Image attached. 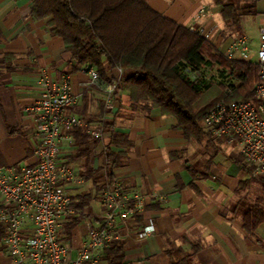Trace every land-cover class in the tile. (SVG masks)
<instances>
[{
    "label": "crops",
    "instance_id": "obj_1",
    "mask_svg": "<svg viewBox=\"0 0 264 264\" xmlns=\"http://www.w3.org/2000/svg\"><path fill=\"white\" fill-rule=\"evenodd\" d=\"M163 17L188 27L204 8L208 17L197 21L205 32L215 31L213 43L224 52L229 46L226 22L218 1L228 0H145ZM255 15L242 20L264 27V0H256ZM237 32H232V35ZM45 73L55 83L69 79L78 103L69 114L81 118V127L90 137L87 145L63 144L62 161L70 163L77 176L61 185L71 196L82 217L70 241L64 239L72 256L87 240L85 219L102 221L101 191L120 181L126 191L145 196L142 214L134 215L118 228L124 242L125 264H170L167 244L181 248V258L192 264H264V224L255 236L244 228V216L255 201L249 198V176L240 162L244 159L237 146L208 135L201 141L185 137L174 117L159 108L146 111L133 104L127 91L115 95L114 107H102L105 95L96 87L85 86L87 70L77 65L66 51L61 37L52 35L48 19L31 16L30 0H0V163L6 167H32L36 164L35 116L29 111L39 97L38 78ZM120 70L109 72L119 78ZM112 122L116 132L124 134L132 147L120 167L108 169L109 136L94 138L88 132L101 122ZM115 153L124 150L112 147ZM240 159V160H239ZM245 161V160H244ZM89 197V201H80ZM1 203V199H0ZM72 218L68 221H71ZM67 221L64 222L62 229ZM154 225L155 232L142 237V230ZM61 229V230H62ZM64 238V235L61 238ZM0 264H11L4 247ZM89 264V263H87ZM91 264V263H90ZM94 264H107L104 251Z\"/></svg>",
    "mask_w": 264,
    "mask_h": 264
},
{
    "label": "trees",
    "instance_id": "obj_2",
    "mask_svg": "<svg viewBox=\"0 0 264 264\" xmlns=\"http://www.w3.org/2000/svg\"><path fill=\"white\" fill-rule=\"evenodd\" d=\"M30 1L31 16L38 20L48 19L51 34L63 39L66 51L77 65L87 71L96 69L108 83L117 82L116 94L127 91L131 102L142 104L146 111L159 108L163 115L176 118V127L188 139L199 142L208 135L202 120L216 103L222 100L256 103L254 89L259 69L253 62L227 60L200 33L163 17L145 0ZM242 2L246 4L241 8ZM255 2L218 1L222 18L232 27V32L241 33L243 16L256 14ZM218 64L223 68L218 75L221 81L213 76L216 83H211L207 79L208 71ZM117 70H121L119 78L108 77L109 72ZM226 71L232 75H226ZM230 77L239 84L229 85L233 90L229 95L226 88ZM216 86L220 90L211 95L210 91ZM105 111L104 104L102 116ZM101 125L109 136L108 169L120 167L132 144L124 134L116 132L112 122H101ZM74 132L77 143L88 144L90 137L81 127ZM113 146L124 151L115 153ZM240 162L249 179H253L249 165L244 159ZM112 178L109 184L114 182ZM249 179L244 182L246 185ZM253 180L260 181L264 188L263 179ZM75 206L81 209L84 204ZM81 221L82 217L67 221L60 231V235H64L62 239L70 241ZM262 224L264 205L256 203L244 216V228L250 236H255ZM5 235V226L0 223V248ZM124 245L123 241H115L104 250L107 264H125ZM167 246L170 264H192L189 257L181 258L180 247L171 242Z\"/></svg>",
    "mask_w": 264,
    "mask_h": 264
},
{
    "label": "built area",
    "instance_id": "obj_3",
    "mask_svg": "<svg viewBox=\"0 0 264 264\" xmlns=\"http://www.w3.org/2000/svg\"><path fill=\"white\" fill-rule=\"evenodd\" d=\"M207 17L208 12L202 9L188 29L200 33L217 48L213 43L215 31L205 32L197 26V21ZM258 39L256 103L222 100L204 115L202 126L211 136L237 146L251 168V178L264 180V27L259 29ZM222 53L230 61L238 57L247 59L251 55L249 38L234 35ZM87 74L89 81L84 85L102 91L105 109L111 111L117 82H106L94 68ZM211 76L221 81L217 75ZM229 80L226 90L230 95L233 90L229 85L239 83L233 77ZM38 86L39 97L29 108L36 122L33 133L36 164L32 167H6L0 163V223L5 226L6 233L2 246L11 264H94L98 255L119 239V226L143 213L145 196L126 191L120 181L106 185L100 195L102 221L93 223L85 219L87 240L78 254L72 256L60 231L65 221L81 214L61 185L75 182L77 176L72 165L61 160V155L64 142L69 146L75 144L71 131L86 127V124L81 118L69 114L78 103V95L73 92L69 79L55 83L41 72ZM88 132L98 139L105 136L101 124L89 127ZM154 232L155 227L151 224L142 230L141 236L147 237Z\"/></svg>",
    "mask_w": 264,
    "mask_h": 264
},
{
    "label": "rangeland",
    "instance_id": "obj_4",
    "mask_svg": "<svg viewBox=\"0 0 264 264\" xmlns=\"http://www.w3.org/2000/svg\"><path fill=\"white\" fill-rule=\"evenodd\" d=\"M229 1V0H228ZM246 4V2H242L240 7H244V5ZM204 9V8H203ZM206 10V9H205ZM208 12V10H206ZM241 13V10H240ZM244 18H248L249 16L245 15L243 16ZM245 33L244 35L247 36L250 40V49H251V55L247 58H241L238 57L236 60L238 61H244V62H253L255 64L256 62V53L258 50V41H259V32H258V24L257 23H245ZM224 32L226 33L225 36H228V41H232L234 35H243V33H234V35H232V27H230L228 24H226L225 28H224ZM231 43V42H230ZM229 43V44H230ZM257 65L255 64V67ZM223 69L221 65H217L215 66V68L211 71H208V76L211 77L210 81L212 83H216L215 78H213V76L211 75H219L220 70ZM226 75H232V73H229L226 71ZM234 78V77H233ZM235 79V78H234ZM216 85V84H215ZM220 90L219 87H215L213 88L210 92L211 95H215L218 91ZM249 190L247 191V193H249V198L247 201H255V203L257 204H262L264 205V188H263V184L260 181L257 180H253V179H249ZM251 210V204H249V207Z\"/></svg>",
    "mask_w": 264,
    "mask_h": 264
}]
</instances>
